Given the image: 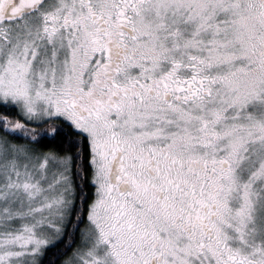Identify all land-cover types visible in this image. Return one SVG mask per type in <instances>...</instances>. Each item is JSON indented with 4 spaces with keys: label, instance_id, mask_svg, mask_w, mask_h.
I'll use <instances>...</instances> for the list:
<instances>
[{
    "label": "snow or ice",
    "instance_id": "snow-or-ice-1",
    "mask_svg": "<svg viewBox=\"0 0 264 264\" xmlns=\"http://www.w3.org/2000/svg\"><path fill=\"white\" fill-rule=\"evenodd\" d=\"M0 264H264V0H0Z\"/></svg>",
    "mask_w": 264,
    "mask_h": 264
}]
</instances>
